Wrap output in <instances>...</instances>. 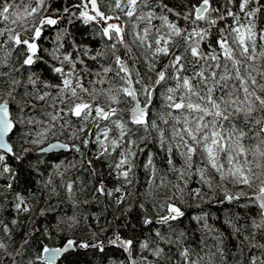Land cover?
<instances>
[{
    "label": "snow or ice",
    "instance_id": "obj_1",
    "mask_svg": "<svg viewBox=\"0 0 264 264\" xmlns=\"http://www.w3.org/2000/svg\"><path fill=\"white\" fill-rule=\"evenodd\" d=\"M0 264H264V0H0Z\"/></svg>",
    "mask_w": 264,
    "mask_h": 264
},
{
    "label": "trees",
    "instance_id": "obj_2",
    "mask_svg": "<svg viewBox=\"0 0 264 264\" xmlns=\"http://www.w3.org/2000/svg\"><path fill=\"white\" fill-rule=\"evenodd\" d=\"M75 123V121H74ZM62 139H65V137H62ZM97 148L98 146L94 145V144H89L87 146H81V153H83L84 155L81 157L79 153H72V156H77L85 161H87V159L92 158L93 160L96 159V155H97ZM153 151H156L155 148L152 149ZM146 155H144L143 159L146 160ZM97 167L98 168H103L105 172H107V168L104 166L103 161L101 160H97L96 161ZM75 174V170L73 172H70L68 175H74ZM137 174L141 180V184L143 185L144 180L146 179L145 174L143 172L142 169L137 170ZM89 181H91V174L90 172L87 170V168H85L84 171H80L79 172V180H78V185H83L88 183ZM94 183V181H93ZM112 185L110 184L109 187H111ZM141 191H143V187L140 188ZM79 198L81 200L87 199V200H92V190L89 189L88 192L84 193V192H79L78 193ZM57 198H54V201ZM64 210L66 211H71V208L69 206V204L67 202L64 203L63 205ZM81 211H83L85 214L89 215L93 220L95 219V217L99 216L101 218L107 216L108 219L112 218V214L116 213L117 215L120 214L121 209H117V208H112L109 207L108 202L105 201L103 198H100V203H96L93 202L91 204L88 205H82L81 206ZM206 211H208L211 214L212 219H210V223L216 224L217 226H220L219 222L215 219V217H221V218H225V213L228 210L231 211H237L238 210V206L236 205H225V206H217V205H212L211 207H206L205 208ZM118 223V222H116ZM193 228H196V225H192ZM17 240H19V236H17Z\"/></svg>",
    "mask_w": 264,
    "mask_h": 264
}]
</instances>
